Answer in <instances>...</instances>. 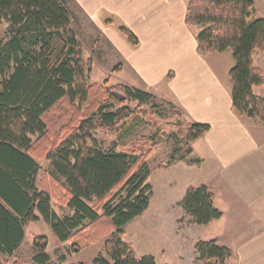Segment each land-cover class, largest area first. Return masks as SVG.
I'll return each mask as SVG.
<instances>
[{
	"label": "trees",
	"instance_id": "16d2710c",
	"mask_svg": "<svg viewBox=\"0 0 264 264\" xmlns=\"http://www.w3.org/2000/svg\"><path fill=\"white\" fill-rule=\"evenodd\" d=\"M68 1L0 0V264L50 263L43 236L33 239L30 260L18 255L24 231L38 215L58 242L71 241L72 253L107 239L109 260L99 255L92 264H156L150 256L137 258L120 238L149 207L151 150L145 144L101 149L94 134L117 133L142 108L157 114L163 102L128 85L89 82L92 64L82 57ZM253 12L252 0H187L185 25L198 29V56L232 51V109L264 125V98L253 92L264 86V72L252 63L254 52L264 53V18L254 19ZM119 31L138 45L131 30ZM164 104L179 119L180 111ZM173 125L168 165L199 166L200 160L190 158L191 144L210 127ZM212 198L206 186L188 188L182 209L194 224L207 225L221 217ZM194 252L202 264H226L232 257L215 241L197 242Z\"/></svg>",
	"mask_w": 264,
	"mask_h": 264
},
{
	"label": "rangeland",
	"instance_id": "374dc122",
	"mask_svg": "<svg viewBox=\"0 0 264 264\" xmlns=\"http://www.w3.org/2000/svg\"><path fill=\"white\" fill-rule=\"evenodd\" d=\"M255 3H258L257 0ZM68 7L72 13L71 27L81 45L82 57L84 61L90 60L92 64L88 76L89 82L100 84L107 81L108 85H128L149 93L163 102L159 103L160 110H157V114L162 115L158 116L150 109L142 108L141 113L138 112L137 115L129 118L121 125L117 133L98 130L94 134L101 149L114 146L118 151H128L134 145L145 144V149L151 150L147 161L150 171L148 184L152 190L149 207L143 215L123 228V234L120 236L122 242L131 246L137 258L150 256L156 264H202L196 260L194 245L199 241H215L218 246L228 249L232 257H235L226 264L236 263L238 250L242 248L240 244L243 236L242 219L249 212L241 203L236 208L230 209L235 202V197L229 196L227 186L206 185L213 194L214 208L221 213L218 220L207 225H196L182 209L181 204L188 189V183L193 185L195 180L199 179L196 182L197 185L195 184L196 187L189 188L205 186L200 183L207 180L209 176H205L204 170L207 169L205 166L202 168L196 165L188 166L182 161L168 165L174 143L172 135L177 132L173 124L197 123L184 111H180L181 115L177 119L170 114L168 106L164 104H171L173 101L172 91L169 88L170 76L161 78L160 74L164 70L157 68L156 74L148 77L149 69H136L132 65L130 61L138 57L140 47L139 44L130 45L120 33V27L131 30L129 24L120 15L105 9L90 13L77 0L68 1ZM253 18H264V8L257 5ZM188 29L196 41L198 29L194 27H188ZM3 32L4 29L1 33ZM206 60L231 94L228 72L235 63L232 51L228 49L223 53L210 55ZM130 107L134 108L135 105ZM191 147L193 149L191 159H208V152L201 148L200 141L197 144L192 143ZM178 148V154L181 153L179 156H184V147L178 145ZM40 165L43 169H47L45 162L41 161ZM176 165L177 168H173ZM180 165L190 168L185 171ZM200 177L204 180H200ZM51 208L58 215L59 208L54 201L51 203ZM232 210H235V213ZM238 213H241L239 219L234 215ZM38 217V222L30 223L26 227L24 239L18 251L19 257L25 261L32 258L33 239L41 236L47 239L46 252L50 257L49 264H92L99 255L109 260L104 252L107 239H102L79 253H72L70 252L71 241L58 242L50 226L42 217L39 215Z\"/></svg>",
	"mask_w": 264,
	"mask_h": 264
},
{
	"label": "crops",
	"instance_id": "0c3cea01",
	"mask_svg": "<svg viewBox=\"0 0 264 264\" xmlns=\"http://www.w3.org/2000/svg\"><path fill=\"white\" fill-rule=\"evenodd\" d=\"M77 1L90 13L105 9L120 15L140 47L138 57L130 61L132 65L149 69L148 77H153L157 68L163 69L160 77L170 76L171 104L194 122L210 127L193 142L200 141L201 148L208 152V159L201 158L199 167H207L204 172L209 178L200 177L204 180L200 185H226L229 196L235 197L230 209L241 203L249 212L242 219V248L234 264H264V125L232 109L229 90L209 66L207 57L198 56L196 41L185 25L187 0ZM252 1L254 15L257 5L264 8V0ZM252 63L264 72V53L254 52ZM253 92L264 98V86ZM180 167L185 171L190 168ZM198 180L193 185L188 183L187 188L196 187ZM240 214L234 215L239 219Z\"/></svg>",
	"mask_w": 264,
	"mask_h": 264
}]
</instances>
